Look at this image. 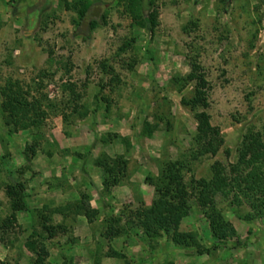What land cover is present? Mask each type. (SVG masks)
Listing matches in <instances>:
<instances>
[{
	"label": "rangeland",
	"instance_id": "1",
	"mask_svg": "<svg viewBox=\"0 0 264 264\" xmlns=\"http://www.w3.org/2000/svg\"><path fill=\"white\" fill-rule=\"evenodd\" d=\"M76 1L42 4L33 25L13 11L0 17V89L18 81L47 99L48 112L42 127L18 130L0 95V264H35L40 247L46 264H264V216L250 218L232 196L217 197L236 231L228 241L214 238L192 197L180 232L195 236L193 248L133 223L156 201L149 180L166 164H184L190 186L211 179L216 162L230 170L248 131L264 137V0H152L154 32L148 13L132 14L126 1L83 0V22ZM191 61L210 84L205 112L225 141L216 156L201 155L196 141L203 110L183 105L194 95L183 81ZM116 161L126 174L106 191L99 164ZM17 184L26 210L5 229L6 187Z\"/></svg>",
	"mask_w": 264,
	"mask_h": 264
},
{
	"label": "trees",
	"instance_id": "2",
	"mask_svg": "<svg viewBox=\"0 0 264 264\" xmlns=\"http://www.w3.org/2000/svg\"><path fill=\"white\" fill-rule=\"evenodd\" d=\"M120 1L128 3L132 14L147 12L146 22L150 31H155L158 26V13L153 10L152 0ZM71 7L78 12L80 22L86 19L91 9V5L83 0H77ZM90 27L95 30L98 22L91 21ZM124 50V48L121 49V51ZM183 81L186 85H195L192 99L184 100L183 105L190 107L193 111L203 110L195 117L198 123L196 141L201 155L216 156L225 141L219 128L211 125L210 116L205 112L209 107L210 84L202 66L197 61H191L190 72L183 78ZM68 88L75 96L71 86ZM0 95L3 112L12 119L16 129L39 128L46 121L48 112L44 108V102L47 99L32 97L20 82L9 79L0 89ZM226 153L229 155L230 152L226 151ZM99 166L106 169L103 181L106 191L118 186L125 177L126 163L116 161L108 165L102 163ZM184 168V164L180 162L166 164L160 169V177L157 180H149L155 187L158 197L152 207L137 210L134 215L135 222H133L135 226L144 230L148 237L156 238L161 232H165L178 247L189 249L196 246L194 235L180 232V224L187 213L191 197L195 199L199 207L204 209L211 233L219 241H228L235 237L236 231L219 210L218 196L226 199L232 196L235 202H246L253 211V215L250 216L252 219L264 216V137L262 133L248 131L238 150V162L231 165L230 170L220 162L214 163L211 168L212 177L209 180H193L189 186L185 181ZM6 196L9 199L11 216L6 219L3 226L8 229L17 222V214L26 210L22 184L7 186ZM84 214L89 221H92L96 215L95 211L90 209L84 210ZM116 233L119 234L120 231L117 230ZM53 234L50 237H53ZM30 243L31 248H35L34 243ZM37 252L38 257L35 264H46L45 249L40 247ZM111 256L120 257L117 253Z\"/></svg>",
	"mask_w": 264,
	"mask_h": 264
},
{
	"label": "crops",
	"instance_id": "3",
	"mask_svg": "<svg viewBox=\"0 0 264 264\" xmlns=\"http://www.w3.org/2000/svg\"><path fill=\"white\" fill-rule=\"evenodd\" d=\"M48 1L55 2L56 0H0V17L3 16V11H13L20 21L28 20L33 25L42 4H46Z\"/></svg>",
	"mask_w": 264,
	"mask_h": 264
}]
</instances>
